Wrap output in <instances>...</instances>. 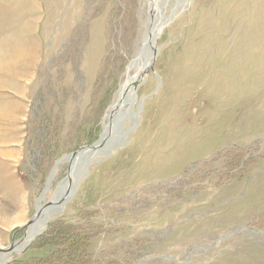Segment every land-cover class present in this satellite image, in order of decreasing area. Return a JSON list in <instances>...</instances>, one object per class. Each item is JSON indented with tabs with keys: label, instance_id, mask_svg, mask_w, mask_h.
<instances>
[{
	"label": "rangeland",
	"instance_id": "rangeland-1",
	"mask_svg": "<svg viewBox=\"0 0 264 264\" xmlns=\"http://www.w3.org/2000/svg\"><path fill=\"white\" fill-rule=\"evenodd\" d=\"M158 6L0 0V251L101 139L163 17L122 141L4 264H264V0Z\"/></svg>",
	"mask_w": 264,
	"mask_h": 264
},
{
	"label": "bare ground",
	"instance_id": "bare-ground-1",
	"mask_svg": "<svg viewBox=\"0 0 264 264\" xmlns=\"http://www.w3.org/2000/svg\"><path fill=\"white\" fill-rule=\"evenodd\" d=\"M149 3L151 5V9L150 10L152 11L151 12V15H152V13H154V11H155V7H157V9L159 8L158 0L155 3L153 2V0H149ZM152 4H154L155 6L154 5L152 6ZM169 21H170V19L169 20L164 19V23L165 24H168ZM150 22H152L151 17H150ZM154 26L156 27V24ZM160 28H161V25H160ZM149 35H150V31L148 32L147 37L145 36V38H144L142 49L140 50V52L138 54L139 56H137L136 60H134V61H136L135 64L132 65L134 63V61H132L131 64H129L130 66H128L129 68H127V71H128V69H134V71H137V72H138L139 68H141V70L139 71V74H135L134 77H131L130 79L127 80V82H125L123 84V86L121 87V89L118 92V99L112 104V106L110 108V111L112 112V114H109L108 125L104 126V133L102 134L100 140L103 141L105 138H107L108 135H110L109 137H111V139L108 140L105 145H102L100 148L97 149L96 155L91 160L88 159L89 157L88 158L85 157L84 159L83 158L80 159L82 150L81 151H76L72 157L68 158L70 163H71V166H72V170L69 172V176H72L74 174L73 177H74L75 185H76V182H77V181H75L76 180L75 176H77L79 174V172H78L79 170H77L78 167H80L79 168L80 170H81V166H83V165H86V167H87V164H90L96 157H98V155L101 152H103V150L105 148H107V145L112 143L113 140H115V141L116 140H121L122 134H119V135L117 134V132L119 130V128L117 126H118V124L120 123V121L122 119H126V117H124V115H123L124 112L122 110V106L121 105H124L125 102H127V100L129 98H130V103H129L130 106H129V108L127 110H125V114H126V116H129L128 119L130 121H133L137 117L136 116L137 114L134 113L133 110H132V108H133L132 104L136 100L135 96H134L135 95V87H136L137 83H140L142 81V77L140 79H138L140 73L141 74L143 73L144 75H147V72H148L147 71V69H148L147 67H148V64H149V62H148L149 58L151 56H155V55H153L152 49H151V52L149 53V51H148L149 48H146V43H147V41L149 39ZM152 44L156 45V36L151 41V47H152ZM155 52L157 53V49L155 50ZM147 53L149 54V56H147ZM144 59H145V61H144ZM127 77H128V75H127ZM116 144L118 146L120 143L118 142ZM75 167H76V170H74ZM69 180H70V178H67L64 181V184H62L61 187H59V189L56 192V197L54 198L53 202H51L50 204H48V205H46L44 207V208H55V209H51L49 211L47 210L46 212L42 211L44 213L43 216H42L43 219L40 218V220L38 221V224H36L35 227H33V228L31 227L28 230L27 238L21 244V246L19 248H17L16 252L20 251L22 246H24L35 234H37L40 231L41 226L43 227L45 225L46 221L49 218L54 217L55 216L54 214L56 213V211H58L61 208V206H62L61 203L63 202L64 194L67 191L68 186H69L68 185V181ZM73 188H75V186ZM72 193H73V191L71 192V195H72ZM71 195H70V197H71ZM56 203H58V205L52 206V205H54ZM39 208H42V206L39 207ZM47 212L48 213L50 212L49 214H51L49 216V218H48V213ZM8 255H10V254H8ZM8 255L0 256V264H4V262L6 261Z\"/></svg>",
	"mask_w": 264,
	"mask_h": 264
},
{
	"label": "water",
	"instance_id": "water-1",
	"mask_svg": "<svg viewBox=\"0 0 264 264\" xmlns=\"http://www.w3.org/2000/svg\"><path fill=\"white\" fill-rule=\"evenodd\" d=\"M163 20V17L161 16H158V15H156V21H157V23H156V27H155V30L154 31H152V32H150V35H149V39H148V41H147V43H146V48H150V49H152V52H153V55H155V56H151L150 58H149V64H148V69H147V73L149 74V72H153L154 73V70H153V61H154V59H155V57H156V52H155V50H156V45H153L152 44V47H151V41H152V39L153 38H155V36L160 32V25H161V21ZM142 49V48H141ZM144 80H142L140 83H137L136 84V87H135V90L137 91L138 89H139V87L141 86V84L145 81V78H143ZM124 122L125 121H122L121 122V124L119 125V129H121L122 130V135H124L125 133H124V131H123V124H124ZM110 135H108L107 136V138H105L103 141L102 140H100V136H99V139L94 143V144H92V145H90V146H85L83 149H79L78 151H81L82 150V152H81V156H80V159H84L85 157H89L88 159L89 160H91L92 158H94V156L96 155V152H97V149L98 148H100L102 145H105L106 144V142L108 141V140H110L111 139V137H109ZM114 137V136H113ZM74 155V153L73 154H71L70 156H68V158H70V157H72ZM79 165V164H78ZM77 165V166H78ZM76 166V167H77ZM79 168L80 167H78L77 168V170H79ZM72 176H74V175H72ZM68 178H70V180L68 181V189H67V191L65 192V194H64V197H63V202L61 203V205H63V204H65L71 197H70V195H71V192L73 191V187L75 186V184H74V177L72 178L71 176L70 177H68ZM72 178V179H71ZM74 184V185H73ZM70 190H71V192H70ZM59 203V202H58ZM58 203H56V204H54V205H52V206H56V205H58ZM46 206V205H45ZM45 206H43L42 208H38V210H37V214H36V216L29 222V224L25 227V235L23 236V238L21 239V240H19V241H14L13 243H12V245L8 248V249H6V250H3V251H0V256H6V255H8V254H11V253H15L16 252V250H17V248H19L20 246H21V244L25 241V239L27 238V236H28V230L32 227H35V225L36 224H38V221L40 220V218H42V216H43V212L42 211H44V212H46L47 210L49 211V210H51V209H55V208H44ZM60 206V205H59ZM36 235V234H35ZM34 235V236H35ZM33 236V237H34ZM33 237H32V239H33ZM26 245V244H25ZM24 246H22V248H23ZM22 248L20 249V251H22ZM20 251H18V252H20Z\"/></svg>",
	"mask_w": 264,
	"mask_h": 264
}]
</instances>
